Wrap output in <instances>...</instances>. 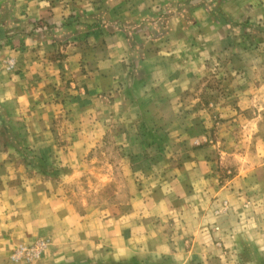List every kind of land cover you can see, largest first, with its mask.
Here are the masks:
<instances>
[{
  "label": "crops",
  "instance_id": "crops-1",
  "mask_svg": "<svg viewBox=\"0 0 264 264\" xmlns=\"http://www.w3.org/2000/svg\"><path fill=\"white\" fill-rule=\"evenodd\" d=\"M213 8L218 34L210 29L207 11ZM97 14H105V22ZM257 17L264 20V0H0V128L2 120L8 123L0 129V264H264V228L244 223L250 213L236 188L264 190V164L242 165L240 173L218 182V207L225 204L218 213L206 192L209 165L198 162L175 169L169 184L162 183L168 188H137L123 211L112 205L80 212L46 179L22 177L13 158L18 149L62 153L53 140L62 130L49 129L57 121L68 123V155L104 134H96L102 124L94 113L83 115L88 102L79 92L68 89L72 96L62 99V74L73 78L72 88L85 84L93 102L98 92L116 89L117 74L129 72L130 62L139 64L132 70L146 75L145 81H130L127 88L137 89L140 105L159 114L169 105L164 98L173 105L175 89L185 88L194 73L196 26H206L198 40L208 56L213 45L232 39L238 22ZM18 27L25 32H16ZM1 30L8 35L2 38ZM62 40H68L64 49H47ZM7 56L14 59L12 70L4 66ZM81 56L89 57L90 71L86 65V72L80 70ZM89 74L95 82L87 81ZM85 122L95 133H84ZM38 238L46 241L39 258L10 260L13 248Z\"/></svg>",
  "mask_w": 264,
  "mask_h": 264
},
{
  "label": "rangeland",
  "instance_id": "rangeland-1",
  "mask_svg": "<svg viewBox=\"0 0 264 264\" xmlns=\"http://www.w3.org/2000/svg\"><path fill=\"white\" fill-rule=\"evenodd\" d=\"M207 12L212 22L210 29L218 34V11L213 8ZM96 16L98 22H105V14ZM256 20L238 22L232 30V39L220 48L218 44L213 45L208 56L204 55L206 45L198 40L206 26H196L195 63L194 66L191 64L194 73L189 75L190 82L187 86L184 84L185 88L175 89L173 105L170 106L169 97L164 98L169 105L159 107V114L150 113L148 108L140 105L137 89L127 88L130 81L144 83L146 75L134 72L131 67L134 64V70L138 69L139 64L130 62V66L127 65L131 68L129 72L117 74L116 89L98 92L93 102L89 98L95 95H91L85 84H75L72 88L73 78L62 74L59 84L62 99L72 96L69 90L79 92L78 95L88 102L82 107L83 115L94 113L99 125L102 124L96 134L103 131L104 134L88 139L80 153L68 155L63 148L72 144L67 134L68 123H51L50 130H62V137L53 140L62 146L63 152L56 154L51 148L50 153L27 154L18 149L13 158L16 165H21L20 175L46 179L52 191L66 196L80 212L105 210L112 205L123 211L130 207L129 199L137 188L144 187L147 191L153 183L168 188L162 183L169 184L175 169L198 162L209 165L206 192L210 195L212 210L216 213L218 209L224 210V203L218 207V182L222 185L226 176L240 173L242 165L264 164V20L262 17ZM36 26L42 25L37 23ZM15 29L25 32L24 27ZM1 31L2 38L8 35L5 30ZM98 39L104 42V38ZM82 43H86L81 45L83 50L90 48L87 42ZM67 44L68 40L57 45L52 43V46L48 43L47 49L59 50L61 46L64 49ZM40 45L43 44L37 48ZM83 56L79 58L80 70L86 72L83 67L86 65L90 71L89 57ZM3 62L7 70L14 68L11 56L4 57ZM91 77L89 74L87 81L95 82V77ZM80 86L83 89H79ZM57 92L61 93V90ZM2 121L0 129L7 130V121ZM91 124L82 123L84 133L93 130ZM4 139V136L0 137V143ZM236 188L246 199L243 210L250 216L255 214L252 219L249 215L248 219L244 218V223L254 224L262 230L264 190L251 184ZM39 241L45 240L38 238L34 245ZM43 250L32 259L39 258Z\"/></svg>",
  "mask_w": 264,
  "mask_h": 264
},
{
  "label": "built area",
  "instance_id": "built-area-1",
  "mask_svg": "<svg viewBox=\"0 0 264 264\" xmlns=\"http://www.w3.org/2000/svg\"><path fill=\"white\" fill-rule=\"evenodd\" d=\"M46 245L45 241H39L35 245H31L28 247L24 246H18L14 249V251L11 254V259L12 260H17L20 258H25L27 260L35 258L40 254L42 249H44Z\"/></svg>",
  "mask_w": 264,
  "mask_h": 264
}]
</instances>
